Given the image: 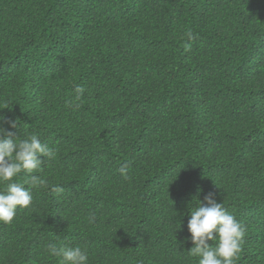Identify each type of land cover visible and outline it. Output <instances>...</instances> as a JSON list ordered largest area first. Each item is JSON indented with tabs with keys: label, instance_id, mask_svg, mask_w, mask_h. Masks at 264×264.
<instances>
[{
	"label": "trees",
	"instance_id": "16d2710c",
	"mask_svg": "<svg viewBox=\"0 0 264 264\" xmlns=\"http://www.w3.org/2000/svg\"><path fill=\"white\" fill-rule=\"evenodd\" d=\"M0 116L57 151L0 224V264H61L50 242L198 264L208 193L245 227L236 264H264V0H0Z\"/></svg>",
	"mask_w": 264,
	"mask_h": 264
},
{
	"label": "clouds",
	"instance_id": "9594fccd",
	"mask_svg": "<svg viewBox=\"0 0 264 264\" xmlns=\"http://www.w3.org/2000/svg\"><path fill=\"white\" fill-rule=\"evenodd\" d=\"M184 35L188 41L195 38L191 29ZM73 91V100L66 105L72 107L75 101V106L79 107L78 101L85 89L77 85ZM5 124L15 129L20 123L0 116V224L11 225L18 210L31 209L33 190L48 186L46 179L37 173L56 160L57 151L43 143L38 133L23 128L21 135L16 136ZM22 173L26 178L21 180ZM52 190L64 191L59 186H53ZM193 199L196 207L189 208L191 216L187 224L190 237L186 240L193 245L188 250L189 255L198 257V264H236L245 237L244 225L228 212L223 202H217L215 194L208 193L203 201ZM180 227L181 221L178 229ZM45 251L50 257H59L61 264H89V253L79 245L58 247L50 242Z\"/></svg>",
	"mask_w": 264,
	"mask_h": 264
}]
</instances>
